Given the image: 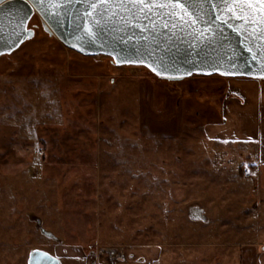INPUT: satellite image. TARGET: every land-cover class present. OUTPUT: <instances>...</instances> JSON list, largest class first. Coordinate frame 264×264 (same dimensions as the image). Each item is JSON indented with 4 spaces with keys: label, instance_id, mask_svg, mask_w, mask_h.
I'll use <instances>...</instances> for the list:
<instances>
[{
    "label": "rangeland",
    "instance_id": "obj_1",
    "mask_svg": "<svg viewBox=\"0 0 264 264\" xmlns=\"http://www.w3.org/2000/svg\"><path fill=\"white\" fill-rule=\"evenodd\" d=\"M29 26L34 36L0 55V264H27L34 247L88 264L72 250L96 239L156 242L145 251L152 264H242L243 243L264 242L254 148L212 141L188 115L179 137L147 140L111 79L151 70L68 48L36 13ZM36 215L61 240L56 249L33 228ZM6 233L18 244L1 241Z\"/></svg>",
    "mask_w": 264,
    "mask_h": 264
},
{
    "label": "water",
    "instance_id": "obj_2",
    "mask_svg": "<svg viewBox=\"0 0 264 264\" xmlns=\"http://www.w3.org/2000/svg\"><path fill=\"white\" fill-rule=\"evenodd\" d=\"M43 7L52 15L34 0H4L0 5V55L34 36L35 28L29 26V21L36 13L44 28L66 47L84 55L110 56L117 65H143L171 80L215 73L264 78V5L255 0L232 5L234 19L228 24L214 17L213 5L207 2L181 7L165 0H154L152 4L147 0L144 4L138 0H112L107 5L108 15L90 35L88 0H67L62 6ZM221 19L228 16L221 15ZM25 32L28 35L22 42L12 47ZM199 210V215L189 214L206 221L204 209ZM35 218L41 220L37 215Z\"/></svg>",
    "mask_w": 264,
    "mask_h": 264
},
{
    "label": "crops",
    "instance_id": "obj_3",
    "mask_svg": "<svg viewBox=\"0 0 264 264\" xmlns=\"http://www.w3.org/2000/svg\"><path fill=\"white\" fill-rule=\"evenodd\" d=\"M199 76L171 80L156 74H140L120 76L111 81L124 87L126 98L134 101L132 110L137 114L139 129L147 140L179 137L188 115L192 119L189 122L200 123L210 140L243 147L238 152L248 154L254 148L256 160L252 162V168L258 176L256 189L264 192V78L221 74ZM200 88L205 92L200 93ZM163 161L165 163L166 159ZM134 189L138 191L139 187ZM263 204L264 198L257 202L256 208ZM263 245L264 242H244L242 264H264V254L259 252L264 251ZM111 246L117 257L114 264H152V255L145 251L158 244ZM73 249V255L84 256L88 264H97L94 254H87L82 247ZM104 258L105 254L101 256L103 262Z\"/></svg>",
    "mask_w": 264,
    "mask_h": 264
},
{
    "label": "snow or ice",
    "instance_id": "obj_4",
    "mask_svg": "<svg viewBox=\"0 0 264 264\" xmlns=\"http://www.w3.org/2000/svg\"><path fill=\"white\" fill-rule=\"evenodd\" d=\"M34 2L42 7V10L46 11L47 9L44 8V5H64L67 0H34ZM89 2V11L86 15L92 21V28L87 29L89 35L96 29L100 27L101 20L108 15V7L107 5L112 2V0H88ZM122 2H130V0H122ZM140 4H144L145 0H138ZM154 0H147L148 4H152ZM166 3L172 6H181V7H188V6H195L199 3H210L213 5V15L217 20H220L223 24H228L230 19H234L233 15V8L231 7L234 4L247 2L252 3V0H165ZM256 3L264 5V0H255ZM4 3V0H0V5ZM219 9V12L216 11ZM236 11H240V9H236ZM52 15V13H47ZM60 14V8H57V12L55 13L56 16ZM175 7H173L172 15H175ZM195 15V13H193ZM221 15H227L228 19H221ZM196 21H192L195 23ZM28 35L27 32L24 35H19V39H17L16 43L12 45V47L18 46L20 42ZM166 69H161V71H165ZM153 71H157L155 67H153ZM264 71V69H262ZM159 75L160 72L157 71ZM222 75L225 73H221Z\"/></svg>",
    "mask_w": 264,
    "mask_h": 264
},
{
    "label": "flooded vegetation",
    "instance_id": "obj_5",
    "mask_svg": "<svg viewBox=\"0 0 264 264\" xmlns=\"http://www.w3.org/2000/svg\"><path fill=\"white\" fill-rule=\"evenodd\" d=\"M200 208L201 207H198L197 205H191L189 207V211L195 215H199ZM29 220L32 222L33 228L40 234V236H43L52 241H57V244L54 245V249H56L55 247L60 245L59 242L61 240L59 239V237H57L51 230H49V228L45 227L42 224V220H39L35 217ZM17 221L18 219L14 218L11 222H3L1 225L3 226V233H5V231L7 232L5 227H12L18 225ZM5 236H7L8 239H5ZM16 238L17 237L15 234L6 233L3 237H1V241H11L12 244L15 246L18 244ZM81 247L85 250L87 254H94L97 264H114L115 260H117V257L115 255V249L109 244L101 242L99 239L93 240L92 243H88L87 247ZM52 251L43 247H34L30 249V251L28 252L27 264H61V260L56 255V251ZM103 254H105L104 262L101 260V256Z\"/></svg>",
    "mask_w": 264,
    "mask_h": 264
},
{
    "label": "trees",
    "instance_id": "obj_6",
    "mask_svg": "<svg viewBox=\"0 0 264 264\" xmlns=\"http://www.w3.org/2000/svg\"><path fill=\"white\" fill-rule=\"evenodd\" d=\"M160 77V76H159ZM162 78H164V77H162Z\"/></svg>",
    "mask_w": 264,
    "mask_h": 264
}]
</instances>
